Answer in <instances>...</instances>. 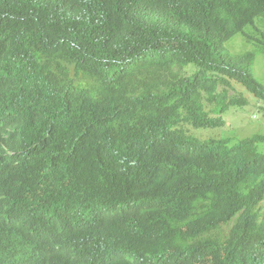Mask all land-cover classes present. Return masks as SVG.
Here are the masks:
<instances>
[{"label": "trees", "instance_id": "obj_1", "mask_svg": "<svg viewBox=\"0 0 264 264\" xmlns=\"http://www.w3.org/2000/svg\"><path fill=\"white\" fill-rule=\"evenodd\" d=\"M236 36L264 0H0V264H264V134H195L264 105Z\"/></svg>", "mask_w": 264, "mask_h": 264}, {"label": "rangeland", "instance_id": "obj_2", "mask_svg": "<svg viewBox=\"0 0 264 264\" xmlns=\"http://www.w3.org/2000/svg\"><path fill=\"white\" fill-rule=\"evenodd\" d=\"M261 21L257 23L259 24ZM249 34L253 33L248 29ZM226 48L234 55L244 54L249 51H257L256 59L253 64V71L257 80L264 84V53L257 50L252 42H247L243 37L236 36L226 43ZM232 89L228 91V101L236 95H242L248 100L247 106L242 108L230 107L222 117L226 124L222 128L215 129H195V134L201 139H230L233 143L240 139L251 137L257 134H264V116L260 110L264 107L263 103L254 98L244 87L236 82H231ZM192 133V132H191ZM264 208V203H262Z\"/></svg>", "mask_w": 264, "mask_h": 264}, {"label": "clouds", "instance_id": "obj_3", "mask_svg": "<svg viewBox=\"0 0 264 264\" xmlns=\"http://www.w3.org/2000/svg\"><path fill=\"white\" fill-rule=\"evenodd\" d=\"M251 34H253L254 36H255V33L253 32V33H251ZM226 45V44H225ZM226 47V46H225ZM229 51V50H228ZM230 52V51H229ZM231 53V52H230ZM232 54V53H231ZM234 55V54H233ZM241 55V54H240ZM234 82V81H233ZM11 155H13V154H11Z\"/></svg>", "mask_w": 264, "mask_h": 264}]
</instances>
